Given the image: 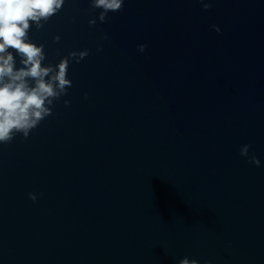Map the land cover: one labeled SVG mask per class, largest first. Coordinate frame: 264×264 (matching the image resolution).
Segmentation results:
<instances>
[{"label":"water","instance_id":"obj_1","mask_svg":"<svg viewBox=\"0 0 264 264\" xmlns=\"http://www.w3.org/2000/svg\"><path fill=\"white\" fill-rule=\"evenodd\" d=\"M203 2L124 0L90 26L101 10L65 0L31 25L42 66L89 54L0 143V264H264V0Z\"/></svg>","mask_w":264,"mask_h":264},{"label":"clouds","instance_id":"obj_2","mask_svg":"<svg viewBox=\"0 0 264 264\" xmlns=\"http://www.w3.org/2000/svg\"><path fill=\"white\" fill-rule=\"evenodd\" d=\"M64 3L65 0H0V143L8 144L17 133L27 138L31 130L50 116L53 102L66 95L72 86V81L67 78L69 63H80L89 54L87 50L69 52L58 65L42 66L46 58L44 45L38 46L28 39L31 25L34 23L38 29L42 28L41 22H47L57 14ZM123 3L124 0H90V8L101 11L89 19V25L95 26L97 19L105 22L108 13L120 11ZM201 3L204 10L211 7L209 2L201 0ZM59 39V36L55 37L57 42ZM102 39H107V35ZM146 47L141 44L138 50L143 53ZM8 49L21 57V68L16 69V61ZM29 80L34 85H30ZM64 103L67 106L70 101ZM249 147L243 145L240 155L259 166L260 161L255 155L249 157ZM29 197L33 201L37 199L32 193ZM179 264H198V261L185 257Z\"/></svg>","mask_w":264,"mask_h":264}]
</instances>
